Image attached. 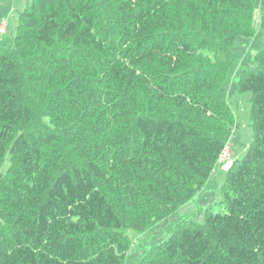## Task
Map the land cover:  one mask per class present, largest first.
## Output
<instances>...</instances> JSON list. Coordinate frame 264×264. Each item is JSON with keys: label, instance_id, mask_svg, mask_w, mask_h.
I'll use <instances>...</instances> for the list:
<instances>
[{"label": "trees", "instance_id": "1", "mask_svg": "<svg viewBox=\"0 0 264 264\" xmlns=\"http://www.w3.org/2000/svg\"><path fill=\"white\" fill-rule=\"evenodd\" d=\"M256 0H32L0 45V264H125L131 219L200 191L235 124L221 59ZM221 202L140 264H264V47ZM41 102L52 125L32 126ZM8 166L4 175L2 165Z\"/></svg>", "mask_w": 264, "mask_h": 264}, {"label": "rangeland", "instance_id": "2", "mask_svg": "<svg viewBox=\"0 0 264 264\" xmlns=\"http://www.w3.org/2000/svg\"><path fill=\"white\" fill-rule=\"evenodd\" d=\"M32 0H0V23L6 22V31L0 35V45H8L11 37L15 34L20 13H22ZM256 9L253 13V37H238L231 50L221 55V59L229 60L227 77L223 84L226 98L235 116V126L228 138L226 156L214 167L203 187L194 197L175 209L162 219H155L157 215L145 217L144 211H139L140 219H131L127 223L125 235L130 243L125 264H140L144 256L167 240L179 227V225L194 220L203 222V212L206 208L221 202V190L225 180V173L231 163L242 158L246 149L252 142L253 131L251 125L250 108L251 94L240 93L236 89V83L240 73L245 68L253 67V57L256 52L264 47V0L255 1ZM36 118L32 126H47L49 130L57 133L58 130L52 125L46 111L41 107V102H33ZM8 163L1 167L4 175Z\"/></svg>", "mask_w": 264, "mask_h": 264}, {"label": "built area", "instance_id": "3", "mask_svg": "<svg viewBox=\"0 0 264 264\" xmlns=\"http://www.w3.org/2000/svg\"><path fill=\"white\" fill-rule=\"evenodd\" d=\"M6 29V22L2 19L1 23H0V35L5 33ZM226 156V152H224V154L222 155V157L220 158L219 162L224 159Z\"/></svg>", "mask_w": 264, "mask_h": 264}]
</instances>
